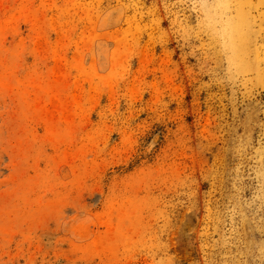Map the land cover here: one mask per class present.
<instances>
[{
    "label": "rangeland",
    "instance_id": "obj_1",
    "mask_svg": "<svg viewBox=\"0 0 264 264\" xmlns=\"http://www.w3.org/2000/svg\"><path fill=\"white\" fill-rule=\"evenodd\" d=\"M0 264H264V0H0Z\"/></svg>",
    "mask_w": 264,
    "mask_h": 264
}]
</instances>
